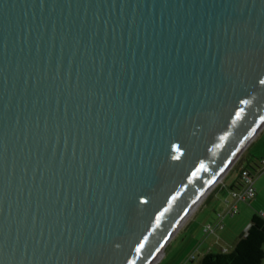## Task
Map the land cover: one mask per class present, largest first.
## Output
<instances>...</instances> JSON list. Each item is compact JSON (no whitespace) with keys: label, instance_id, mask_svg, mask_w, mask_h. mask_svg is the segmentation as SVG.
<instances>
[{"label":"water","instance_id":"water-1","mask_svg":"<svg viewBox=\"0 0 264 264\" xmlns=\"http://www.w3.org/2000/svg\"><path fill=\"white\" fill-rule=\"evenodd\" d=\"M263 127L264 0H0V264H149Z\"/></svg>","mask_w":264,"mask_h":264},{"label":"crops","instance_id":"crops-1","mask_svg":"<svg viewBox=\"0 0 264 264\" xmlns=\"http://www.w3.org/2000/svg\"><path fill=\"white\" fill-rule=\"evenodd\" d=\"M261 160H264V127L253 138L252 142L248 147L247 152L244 154L243 158L241 159L240 164L237 167L239 171L237 178L231 177V174L228 172L229 174L223 178L220 187L218 189H215L214 191H211L203 199V201L199 204V207L196 208L194 212H192L191 216L184 223L181 230L185 226L190 225L188 224L189 221L198 211L201 210L203 211L204 209H210V211H212L214 214L211 222L215 220L218 214L223 215L224 213H222V211H224L225 206L228 203L232 202L230 193L236 190L233 189L232 187L239 186L237 183L240 182V171L243 168H245L247 165H250V167H247V169L250 171L254 179L253 186L255 188L256 195L253 202H248L247 204L237 203L236 207L239 211L238 212L239 217L237 219L231 218L232 216L226 217L223 221V229L221 231L217 230L220 232L216 231L214 235L206 236L208 238L207 239L203 238L201 242H197L195 240L196 238L195 235L189 237V239L186 241L187 250L183 251L182 253L176 256L178 259L177 264H193L202 255H204L209 251L228 249L235 238L244 235L246 233V231L250 226V221L253 215L259 212H264V171L259 174L255 173V170L257 171L259 168ZM227 219H229V222H227ZM209 223L210 221L206 219L202 223V228L204 225ZM169 243L167 244V246L169 245ZM166 248L164 249V251L166 250ZM190 256L194 257L193 261L189 260Z\"/></svg>","mask_w":264,"mask_h":264},{"label":"trees","instance_id":"trees-1","mask_svg":"<svg viewBox=\"0 0 264 264\" xmlns=\"http://www.w3.org/2000/svg\"><path fill=\"white\" fill-rule=\"evenodd\" d=\"M240 164V163H239ZM247 165L240 171L249 172ZM239 186H233L238 189ZM264 263V218L261 212L253 215L250 226L244 235L235 238L226 250L209 251L202 255L197 264H263Z\"/></svg>","mask_w":264,"mask_h":264},{"label":"rangeland","instance_id":"rangeland-1","mask_svg":"<svg viewBox=\"0 0 264 264\" xmlns=\"http://www.w3.org/2000/svg\"><path fill=\"white\" fill-rule=\"evenodd\" d=\"M253 140V139H252ZM252 140H251V142H252ZM250 142V143H251ZM250 143L248 144V146L244 149V151L242 152V154L238 157L239 159L238 160H236V162L233 164V166L228 170V172L231 174V177H233V178H237V176H238V173H239V171H238V169H237V167H238V165H239V163H240V161H241V159L243 158V156H244V154L247 152V150H248V147H249V145H250ZM232 170V171H231ZM226 173L225 174V176L226 175H228L229 173ZM224 176V177H225ZM223 177V178H224ZM223 178L217 183V185L214 187V188H212V190L211 191H214L215 189H218L219 187H220V185H221V183H222V181H223ZM210 191V192H211ZM209 192V193H210ZM208 193V194H209ZM207 194V195H208ZM230 196H231V201H233V199H232V192L230 193ZM253 200L254 199H251V200H249L250 202H253ZM249 201H238L237 203H244V204H247ZM236 203V204H237ZM199 206H197L196 208H198ZM227 207H228V205H226L225 206V209H224V211H222V213H225L226 211H227ZM238 210V209H237ZM194 212V211H193ZM239 212V211H238ZM192 214V213H191ZM191 214L188 216V218L191 216ZM213 212L212 211H210V209H204L203 211L201 210V211H198L193 217H192V219L189 221V223L188 224H190L188 227L187 226H185L182 230H181V228H182V226L184 225V223L187 221V219H186V221L185 222H183V224L179 227V229L177 230V232L175 233V234H177V235H174L172 238H171V242L169 243V245L167 246V248H166V246L164 247V249L166 248V250L164 251V254H163V252L161 253V255L159 256V260H158V262L156 263V264H177L178 263V259H177V255L178 254H180V253H182L183 251H186L187 250V246H186V244H187V240L189 239V237H192V236H196V238H195V240L197 241V242H201V240L203 239V238H208V237H206V236H209V235H214L215 234V232L217 231V230H222L223 229V221H224V219L226 218V217H228V216H230V215H225V216H222V219L221 218H219L220 216H221V214H218L217 215V217L215 218V220L213 221V222H211L212 221V219H213ZM239 217V215L238 214H236V215H234V216H232L231 218H233V219H237ZM206 219H208V221H210V223L209 224H206V225H204L203 226V228H202V223L206 220ZM211 219V220H210ZM217 221H220V224H221V226H222V228H218V227H216L214 224L217 222ZM227 222H229V219H227ZM212 226V230L211 231H209V232H205V228L207 227V226ZM181 230V231H180ZM180 231V232H179ZM220 231H217V232H220ZM179 232V233H178ZM222 234V233H221ZM197 257V256H196ZM199 258V257H198ZM177 259V260H176ZM189 260H194V257L193 256H190L189 257ZM198 260H196V262H197ZM196 262H194L193 264H196ZM264 264V263H263Z\"/></svg>","mask_w":264,"mask_h":264},{"label":"built area","instance_id":"built-area-1","mask_svg":"<svg viewBox=\"0 0 264 264\" xmlns=\"http://www.w3.org/2000/svg\"><path fill=\"white\" fill-rule=\"evenodd\" d=\"M263 171H264V160H261L259 168L257 171L255 170V173L259 174V173H262ZM240 182H241L240 187L237 190L232 191L233 201L227 204L228 205L227 211L223 215H221L219 218L222 219V216H225V215L234 216L238 214V210L236 207V203L238 201H241V202L249 201L255 198L256 193H255V188L253 186L254 179H253L252 174L249 172H242ZM261 215L264 218V212H261ZM214 225L218 228H222L220 221H217ZM211 230H212V226L210 225L205 228L206 233Z\"/></svg>","mask_w":264,"mask_h":264},{"label":"bare ground","instance_id":"bare-ground-1","mask_svg":"<svg viewBox=\"0 0 264 264\" xmlns=\"http://www.w3.org/2000/svg\"><path fill=\"white\" fill-rule=\"evenodd\" d=\"M239 159V158H238ZM237 159V160H238ZM203 201V199H201L191 210V212H188L186 214V216L181 220V222L176 226V229L173 231V233L171 234V237L169 238L168 242L166 243V246L167 244L170 242L171 238L175 235V233L177 232V230L179 229V227L183 224V222L186 221V219H188V216L196 209L197 206H199V204ZM164 247V246H163ZM162 247V248H163ZM162 248L155 254L153 260L151 262H149V264H156L159 260V256L161 255V253L163 252Z\"/></svg>","mask_w":264,"mask_h":264}]
</instances>
